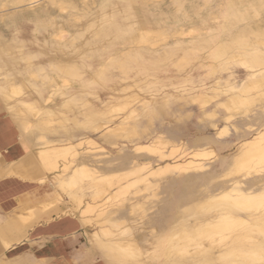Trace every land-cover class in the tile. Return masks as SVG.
<instances>
[{
  "label": "rangeland",
  "instance_id": "obj_1",
  "mask_svg": "<svg viewBox=\"0 0 264 264\" xmlns=\"http://www.w3.org/2000/svg\"><path fill=\"white\" fill-rule=\"evenodd\" d=\"M128 1L85 0V4H82L76 0L74 2L77 12L70 16L68 14L74 12L72 9L61 12L55 4L46 0L31 6L25 4L18 9L10 8L13 4L12 1L6 0L0 3V6L6 4L0 8V65L4 63L0 69H5V71H0V100L6 87L4 81L13 80L19 72L23 73L25 70L31 69L36 74L38 80L31 81L30 85L23 82L19 95L11 97L8 93L10 99L8 101L11 103H16L15 101L18 100H29L30 102L34 101V104L24 107L22 116L7 113L15 125V120L27 121L33 125L29 128L30 130L24 131L26 139L29 138L27 141L33 147V151L30 152L31 158L34 157L37 149L44 146L54 150L58 149L56 152L60 153V155H56V152L51 150V157L56 162L57 169L45 173L47 177L45 182L49 184L53 195L50 205L63 208V213L67 215L70 212L76 219H80L81 211H86V215L83 216L89 221L87 232L90 233L100 228L95 224L97 218L94 215L102 209H92L91 207H93L92 205H103L102 203L97 204L96 201L92 202L88 196L90 191L84 190L86 182L90 180V171L84 172L86 173V175L82 174L84 176L81 175V182L78 181V185L69 188L72 195H67L69 189H65L63 192L57 187V181L68 180L72 169L76 168L80 162L83 164L81 165L82 169L90 170L95 166V169L98 168L99 172L105 174L123 172L132 166L145 164L144 168L136 170V173L110 175L112 180L109 183L110 186L114 184V187H109V192H111V197L117 196V198L110 197L111 200L108 199L109 201L104 204L123 205V208L118 210V214L115 213L113 220L115 222L128 220L130 229L122 232L124 229L119 228L118 232H122L119 238L136 243L137 248L132 252H126L121 248L116 238L100 236L99 239L94 240L96 246L93 247L96 256L100 255L99 259L105 264H181V262L182 264H218L222 260L224 264H231V261L233 264H260L261 259L264 258V252L260 257L243 255L231 259L228 256H219L224 251V246L221 243L209 246V242H204L200 246L201 248L190 246L185 251L176 252L172 249L168 250V246L170 244L177 246L179 241L182 242L181 245H185L182 239L170 240L169 245L163 242L169 239L173 233L179 234L181 228L192 236L193 230L198 226L196 225L198 221L211 216L212 212L231 210L226 206L229 205L227 202L217 198L225 190L232 188L235 181L242 183L245 189L252 192L257 193L264 189V162H262L263 165L262 163L255 165L253 161L249 162L247 171H236L232 166L233 157L241 143L251 139L257 131L264 128V95L257 96V92L250 91L249 95L254 99V102L247 107H235L229 102L234 93L243 89L245 83L260 79L262 76L264 78V42L259 43L261 31L264 29V0ZM154 24L166 27L158 29V32H161L167 41L162 44L160 36L155 34V37L150 36V42L153 41V44L147 43L148 46L154 45L155 47L144 46L137 50L132 49L129 42L137 30L140 28L152 29ZM179 26L193 27L195 31L192 35L186 34L184 37H179L174 33V28ZM60 32L64 34L60 39L61 42L55 38ZM121 39L125 40L121 41ZM161 39L164 41L163 37ZM245 41L252 43V46H246ZM228 42L232 45L229 49L224 47L229 44ZM79 47L81 48L78 49ZM58 50H63L72 60L66 64L56 62L53 57L55 54L59 55ZM241 54L245 56L243 57ZM144 56H147V59ZM181 56L185 59H182ZM240 56L243 57V60L239 58ZM253 58H256V61ZM259 58H261L260 61ZM123 61L125 63L120 67V62ZM18 62H21L22 65ZM27 63L29 65L25 66ZM100 64L103 65L101 70H99ZM128 64L129 66H127ZM88 73L93 74L92 77L95 78L92 79ZM10 74L11 76H9ZM60 78L64 81V85L56 84ZM199 99L201 100L199 101ZM31 107L40 108V113L33 117ZM45 120H49V123L43 125L42 122ZM99 123H104V126L97 129ZM122 124L124 127L122 132L117 134L106 132L107 126L119 128ZM250 128H254V131ZM66 137L67 139H65ZM86 142L88 145L93 143L95 146L89 147ZM60 145L65 146L59 147ZM138 148H141L142 151H139ZM62 149H66L68 154H65L67 153L65 151L64 156ZM150 150H154L153 153ZM196 151L201 153V156L194 158L197 161L196 164L203 165L204 169L195 173L176 175L174 172L177 170L170 167L177 162L189 161L192 153ZM57 156L61 158L59 159ZM166 166L170 171L165 170ZM157 168L162 173L160 176H158L160 172L156 176L155 173H152ZM181 172L187 171L182 170ZM259 174H261L260 177L257 176ZM244 175H246V179H243ZM125 176L126 178H124ZM118 179L121 181H117ZM138 179L143 180L139 183ZM115 181L119 184H115ZM129 182L133 187L131 183V186L129 185ZM150 182H153V186ZM124 185H126V189ZM121 186L123 189L120 188ZM73 191H79L75 195L82 196L78 208L75 200L71 198L74 195ZM120 193L124 195H122L123 197L120 195L121 197L118 198ZM194 203L196 207L192 206ZM130 205H135L137 209L132 218H129L131 215ZM85 207H90L87 209L90 213L84 210ZM201 207H204V210H201ZM186 210H189V214ZM204 211L205 213H203ZM231 211L235 213L233 208ZM178 212L179 214L184 212L183 216ZM253 212L258 213V211ZM239 214L242 215V213ZM189 215L190 217L187 218L186 216ZM155 218L158 219L153 221ZM179 218L183 220L180 221ZM106 227L109 226L106 225ZM110 228L112 229V227ZM81 229L83 231L82 226ZM160 229L164 231L161 232ZM89 233H84L86 240H89L91 236ZM257 241L261 246L264 238L259 237ZM129 260L130 262H128ZM189 260L191 261L189 262Z\"/></svg>",
  "mask_w": 264,
  "mask_h": 264
},
{
  "label": "bare ground",
  "instance_id": "obj_2",
  "mask_svg": "<svg viewBox=\"0 0 264 264\" xmlns=\"http://www.w3.org/2000/svg\"><path fill=\"white\" fill-rule=\"evenodd\" d=\"M4 1H6V0H0V3H2V2H4ZM9 1H12L13 2V4H12V6L10 7L11 9H18V8H20L21 6H23V5H29V6H31V5H33V4H35V3H37V2H39V1H42V0H9ZM47 2H51V3H53V4H55V6L58 8V10L59 11H61V12H64V11H66V10H70V9H72L74 12H72V13H70V14H68V16H70L71 14H73V13H75V12H77V7H76V5H75V2L74 1H76V0H46ZM77 1H79V2H81L82 4H85V0H77ZM130 1V0H129ZM128 1V2H129ZM184 1V0H183ZM115 2V1H114ZM136 2V1H135ZM262 2V1H261ZM236 3V2H235ZM234 3V4H235ZM131 4V3H130ZM129 4V5H130ZM137 4V3H136ZM2 6H6V4L5 5H2ZM2 6H0V8L2 7ZM139 6V5H138ZM142 6V5H141ZM134 7V6H133ZM34 8V7H33ZM117 8V7H116ZM124 8V7H123ZM194 8V7H193ZM241 8V7H240ZM8 9V8H7ZM110 9V8H109ZM112 9V8H111ZM118 9V8H117ZM227 9H229V8H227ZM34 10V9H33ZM84 10V9H83ZM193 10V9H192ZM6 11V10H5ZM13 11H15V10H13ZM114 11V10H113ZM112 11V12H113ZM11 12V11H10ZM125 12V11H124ZM123 12V13H124ZM54 13V12H53ZM104 13V12H103ZM257 13V12H256ZM18 14V13H17ZM32 14V13H31ZM102 14V13H101ZM101 14H99V15H101ZM36 15V14H35ZM44 15V14H43ZM50 15V14H49ZM106 15V14H105ZM127 15V14H126ZM42 16V15H41ZM52 16V15H51ZM128 16H129V14H128ZM161 16V15H160ZM167 16V15H166ZM6 17V16H5ZM29 17V16H28ZM63 17V16H62ZM99 17V16H98ZM145 17V16H144ZM215 17V16H214ZM232 17V16H231ZM48 18H50V17H48ZM100 18V17H99ZM147 18V17H146ZM165 18V17H164ZM173 18V17H172ZM18 19V18H17ZM34 19V18H33ZM215 19H216V17H215ZM36 20V19H35ZM106 20V19H105ZM155 20V19H154ZM195 20V19H194ZM231 20V19H230ZM241 20V19H240ZM240 20H238V21H240ZM17 21V20H16ZM19 21V20H18ZM46 21V20H45ZM60 21V20H59ZM68 22H70V20H67ZM214 21V20H213ZM48 22V21H47ZM93 22V21H92ZM212 22V21H211ZM55 23V22H54ZM98 23V22H97ZM209 23V22H208ZM233 23H234V21H233ZM256 23V22H255ZM17 24V23H16ZM51 24V23H50ZM95 25V24H94ZM190 25V24H189ZM236 25V24H235ZM243 25V24H242ZM241 25V26H242ZM251 25V24H250ZM146 26V25H145ZM239 26V25H238ZM1 27V26H0ZM113 27V26H112ZM142 27V26H141ZM248 27V26H247ZM65 28V27H64ZM77 28V27H76ZM143 28V27H142ZM163 28H166L165 26H158V24H154L153 25V28L152 29H146V28H144V29H139V30H137V32H136V34L131 38V40H130V42H129V45L131 46V48L132 49H134V50H137L139 47H144V46H148L147 45V43L149 44V42H150V36H154L155 34H157L158 36H160V41H161V43L163 44L164 42H166L167 41V39L165 38V36L164 35H162L161 34V32H158L159 30L158 29H163ZM220 28V27H219ZM226 28V27H225ZM229 28V27H228ZM227 28V29H228ZM254 28V27H253ZM37 29V28H36ZM40 29V28H39ZM47 29V28H46ZM55 29V28H54ZM137 29V28H136ZM198 29V28H197ZM230 29V28H229ZM104 30V29H103ZM107 30V29H106ZM105 30V31H106ZM174 30H175V34H176V36H179V37H184V35H192L193 33H194V31H195V28H193V27H187V28H185V27H183V26H179V27H176V28H174ZM217 30H218V28H217ZM216 30V31H217ZM239 30V29H238ZM1 31V30H0ZM34 31V30H33ZM109 31V30H108ZM107 31V32H108ZM215 31V32H216ZM221 31H222V29H221ZM2 32H4V31H2ZM36 32V31H35ZM34 32V33H35ZM38 32V31H37ZM99 32V31H98ZM106 32V33H107ZM214 32V33H215ZM224 32V31H223ZM39 33V32H38ZM102 33V32H101ZM115 33V32H114ZM117 33H118V31H117ZM230 33H232V32H230ZM241 33V32H240ZM243 33V32H242ZM57 34H59V33H57ZM104 34V33H103ZM103 34H102V36H103ZM153 34V35H152ZM235 34V33H234ZM233 34V35H234ZM4 35V34H3ZM56 35V34H55ZM63 32H60V34L59 35H56L55 37H56V39L57 40H59L60 41V39L63 37ZM78 35V34H77ZM83 35V34H82ZM95 35V34H94ZM220 35V34H219ZM223 35V34H222ZM225 35V34H224ZM231 35V34H230ZM102 36H100V37H102ZM107 36V35H106ZM105 36V37H106ZM110 36H112V35H110ZM119 36V35H118ZM235 36V35H234ZM108 37V36H107ZM155 37V36H154ZM163 37V40L164 41H162V38ZM65 38V37H64ZM76 38V37H75ZM103 38V37H102ZM213 38V37H212ZM216 38H217V36H216ZM220 38V37H219ZM232 38V37H231ZM235 38V37H234ZM243 38V37H242ZM260 38V40H259V43L261 44V42H264V29L261 31V36L259 37ZM77 39V38H76ZM99 39V38H98ZM126 39H127V37H126ZM211 39V38H210ZM214 39V38H213ZM237 39H239V38H237ZM103 40V39H102ZM113 40V39H112ZM122 40H125V39H121V41ZM156 40H158V39H156ZM209 40V39H208ZM207 40V41H208ZM224 40V39H223ZM233 40V39H232ZM30 41V40H29ZM104 41V40H103ZM116 41H119V40H116ZM213 41V40H212ZM221 41V40H220ZM234 41V40H233ZM237 41V40H236ZM243 41V40H242ZM241 41V42H242ZM61 42V41H60ZM91 42V41H90ZM98 42V41H97ZM96 42V43H97ZM126 42V41H125ZM159 42V41H158ZM183 42V41H182ZM246 42V41H245ZM248 42V41H247ZM246 42V46H248V47H251L252 46V43L250 44L249 42L247 43ZM4 43H5V41H4ZM104 43V42H103ZM107 43V42H106ZM113 43V42H112ZM117 43V42H116ZM122 43V42H121ZM150 43H152L153 44V41L152 42H150ZM156 43H157V41H156ZM160 43V42H159ZM193 43V42H192ZM229 43V42H228ZM243 43V42H242ZM257 43V42H256ZM12 44V43H11ZM21 44V43H20ZM53 44V43H52ZM68 44V43H67ZM66 44V45H67ZM109 44V43H108ZM123 44V43H122ZM128 44V43H127ZM191 44V43H190ZM198 44V43H197ZM196 44V45H197ZM39 45V44H38ZM74 45V44H73ZM89 45V44H88ZM118 45V44H117ZM155 45H157V44H155ZM201 45H203V44H201ZM207 45V44H206ZM209 45V44H208ZM207 45V46H208ZM216 45V44H215ZM214 45V46H215ZM7 46V45H6ZM55 46V45H54ZM65 46V45H64ZM70 46H71V44H70ZM115 46V45H114ZM124 46V45H123ZM155 47L154 45H149L148 47ZM157 46H159V45H157ZM156 46V47H157ZM161 46V45H160ZM187 46V45H186ZM200 46V45H199ZM210 46V45H209ZM221 46V45H220ZM239 46V45H238ZM28 47V46H27ZM57 47V46H56ZM85 47H87V46H85ZM111 47V46H110ZM182 47V46H181ZM196 47H198V46H196ZM212 47V46H211ZM219 47V46H218ZM225 48H227V49H229V48H231L232 47V45H230V43L229 44H226V46H224ZM254 47V46H253ZM261 47V46H260ZM2 48V47H1ZM45 48V47H44ZM75 48V47H74ZM81 47H79L78 49H80ZM172 48V47H171ZM188 48V47H187ZM193 48V47H192ZM215 48V47H214ZM217 48V47H216ZM220 48V47H219ZM28 49V48H27ZM111 49V48H110ZM128 49V48H127ZM182 49V48H181ZM195 49V48H194ZM197 49V48H196ZM208 49V48H207ZM213 49V48H212ZM212 49H211V51H212ZM226 49V50H227ZM16 50H18V49H16ZM25 50V49H24ZM122 50V49H121ZM120 50V51H121ZM126 50V49H125ZM130 50V49H129ZM149 50H151V49H149ZM173 50V49H172ZM185 50V49H184ZM189 50H191V49H189ZM217 50V49H216ZM226 50H224V51H226ZM233 50V49H232ZM8 51H9V49H8ZM14 51V50H13ZM41 51V50H40ZM70 51V50H69ZM100 51V50H99ZM123 51H124V49H123ZM168 51V50H167ZM171 51V50H170ZM175 51V50H174ZM193 51V50H192ZM201 51V50H200ZM220 51V50H219ZM235 51V50H234ZM233 51V52H234ZM2 52V51H1ZM27 52V51H26ZM36 52V51H35ZM56 52V51H55ZM58 53H59V55H57V54H55L54 56L55 57H53V58H55L54 60L56 61V62H59L60 64H66L67 62H69L70 60H72V58L70 57V56H68L65 52H63V50L61 51V50H58L57 51ZM82 52V51H81ZM96 52H97V50H96ZM110 52V51H109ZM137 52V51H136ZM173 52V51H172ZM187 52V51H186ZM194 52V51H193ZM207 52H209V51H207ZM223 52V51H222ZM76 53V52H75ZM87 53V52H86ZM85 53V54H86ZM98 53V52H97ZM100 53V52H99ZM107 53V52H106ZM113 53V52H112ZM125 53V52H124ZM237 53H239V52H237ZM243 53V52H242ZM249 53V52H248ZM264 53V52H263ZM1 54V53H0ZM18 54V53H17ZM36 54V53H35ZM48 54V53H47ZM84 54V53H83ZM94 54V53H93ZM123 54V53H122ZM141 54V53H140ZM172 54V53H171ZM217 54V53H216ZM226 54V53H225ZM231 54V53H230ZM229 54V55H230ZM90 55V54H89ZM115 55V54H114ZM117 55V54H116ZM131 55V54H130ZM154 55V54H153ZM152 55V56H153ZM156 55H158V54H156ZM161 55V54H160ZM185 55H187V54H185ZM224 55V54H223ZM228 55V56H229ZM236 55H238V54H236ZM241 55H243V54H241ZM26 56V55H25ZM78 56V55H77ZM104 56V55H103ZM128 56V55H127ZM140 56V55H139ZM143 56V55H142ZM169 56H170V54H169ZM231 56V55H230ZM245 55H243V57H244ZM7 57V56H6ZM50 57H51V55H50ZM74 57V56H73ZM94 57V56H93ZM99 57V56H98ZM123 57V56H122ZM135 57V56H134ZM145 57V56H144ZM147 57V56H146ZM145 57V58H146ZM165 57V56H164ZM182 57V59H185L183 56H181ZM218 57V56H217ZM225 57V56H224ZM243 57H239V58H241L242 60H243ZM251 57V56H250ZM262 57V56H261ZM11 58V57H10ZM9 58V59H10ZM18 58V57H17ZM27 58V57H26ZM47 58V57H46ZM80 58V57H79ZM89 58V57H88ZM220 58H222V57H220ZM30 59V58H29ZM28 59V60H29ZM36 59H38V58H36ZM87 59V58H86ZM106 59V58H105ZM142 59H143V57H142ZM147 59V58H146ZM150 59H151V57H150ZM209 59V58H208ZM219 59V58H218ZM245 59V58H244ZM247 59V58H246ZM254 59V58H253ZM256 59V58H255ZM254 59V60H255ZM260 59L261 58H259V61H260ZM40 60V59H39ZM112 60V59H111ZM231 60H233V59H231ZM235 60V59H234ZM251 60H252V58H251ZM253 60V61H254ZM15 61H17V60H15ZM45 61V60H44ZM76 61H78V60H76ZM119 61V60H118ZM147 61V60H146ZM156 61V60H155ZM158 61V60H157ZM161 61V60H160ZM227 61H229V60H227ZM237 61V60H236ZM246 61V60H245ZM256 61V60H255ZM22 62V61H21ZM21 62H18V63H21ZM43 62V61H42ZM48 62V61H47ZM54 62V61H53ZM73 62V61H72ZM84 62V61H83ZM248 62V61H247ZM247 62H245V63H247ZM262 62V61H261ZM260 62V63H261ZM11 63V62H10ZM34 63H36V62H34ZM94 63V62H93ZM99 63V62H98ZM107 63V62H106ZM123 63H125V61H123V62H120V67H122V64ZM132 63V62H131ZM240 63V62H239ZM244 63V64H245ZM258 63V62H257ZM2 64V63H1ZM4 64V63H3ZM2 64V65H3ZM11 64H13V63H11ZM78 64V63H77ZM157 64V63H156ZM243 64V63H242ZM248 64V63H247ZM2 65H0L1 67H3ZM21 65H22V63H21ZM26 65H29L28 63L27 64H25V66ZM85 65V64H84ZM119 65V64H118ZM124 65V64H123ZM152 65V64H151ZM158 65V64H157ZM246 65V64H245ZM17 66V65H16ZM53 66V65H52ZM89 66V65H88ZM103 65H99V70H101L103 67H102ZM108 66H110V65H108ZM127 66H129V64L127 65ZM250 66H252V65H250ZM5 67H6V65H5ZM23 67V66H22ZM37 67V66H36ZM81 67V66H80ZM98 67V66H97ZM114 67V66H113ZM256 67V66H255ZM262 67V66H261ZM20 68V67H19ZM25 68V67H24ZM29 68V67H28ZM72 68V67H71ZM78 68V67H77ZM116 68V67H115ZM118 68V67H117ZM154 68V67H153ZM249 68V67H248ZM258 68V67H257ZM26 69V68H25ZM24 69V70H25ZM49 69V68H48ZM81 69V68H80ZM250 69V68H249ZM31 70V69H30ZM25 70L23 73H21V72H19L18 74H17V76H16V78H14L13 80H8V81H4L5 82V85H6V87L4 88V90H3V93H2V97H1V100H0V102H1V104H2V106L4 107V110H9V111H7V112H9L10 114H15V115H17V116H22L23 115V108L24 107H30V106H32L33 104H34V101L33 102H30L29 100L27 101V100H25V101H15L16 103H11V102H9L8 101V99H9V95H8V93H10V96L12 97V96H17V95H19V93H20V90L22 89L21 88V85L23 84V82H27L28 83V85H30V82L31 81H34V80H38V78H37V76H36V74L31 70ZM64 70V69H63ZM68 70V69H67ZM73 70V69H72ZM92 70V69H91ZM256 70V69H255ZM0 71H5V69H0ZM36 71V70H35ZM38 71V70H37ZM70 71V70H69ZM124 71V70H123ZM264 71V70H263ZM7 72V71H6ZM54 72V71H53ZM74 72H76V71H74ZM86 72V71H85ZM88 72V71H87ZM93 72V71H92ZM77 73V72H76ZM91 73V72H90ZM90 73H88V76H90L92 79H94L95 77H92L93 76V74H90ZM98 73V72H97ZM100 73V72H99ZM248 73V72H247ZM259 73V72H258ZM13 74V73H12ZM52 74V73H51ZM77 74H79V73H77ZM102 74V73H101ZM126 74V73H125ZM254 74H256V73H254ZM264 74V73H263ZM71 75V74H70ZM74 75V74H73ZM80 75H81V73H80ZM83 75V74H82ZM95 75V74H94ZM110 75V74H109ZM232 75V74H231ZM230 75V76H231ZM239 76H240V74H238ZM244 75V74H243ZM242 75V76H243ZM7 76V75H6ZM9 76H11V74L9 75ZM112 76V75H111ZM110 76V77H111ZM232 76H234V75H232ZM51 77V76H50ZM65 77V76H64ZM74 77V76H73ZM125 77V76H124ZM244 77V76H243ZM247 77V76H246ZM263 77V76H262ZM260 78V79H255V80H250V81H248L247 83H245L244 84V86H243V89H240V91L239 92H237V93H234V95H233V97H231L230 98V100H229V102H230V104L232 105V106H235V107H238V106H241V107H247V106H250V105H252V103L254 102V99L249 95V93H250V91H252V90H254L255 92H257V96H260V95H264V78ZM245 78V77H244ZM107 79V78H106ZM105 79V80H106ZM57 80V79H56ZM89 80V78L87 79V81ZM103 80V79H102ZM18 81H19V83H18ZM40 81V80H39ZM38 81V82H39ZM83 81V80H82ZM104 81V80H103ZM102 81V82H103ZM49 82V81H48ZM47 82V83H48ZM81 82V81H80ZM84 82V81H83ZM86 82V81H85ZM245 82V81H244ZM36 83V82H35ZM43 83V82H42ZM41 83V84H42ZM64 83V81H62L61 80V78L56 82V84L57 85H61V84H63ZM241 83V82H240ZM50 84V83H49ZM82 84V83H81ZM234 84V83H233ZM43 85V84H42ZM46 85V84H45ZM64 85V84H63ZM66 85V84H65ZM44 86V85H43ZM49 86V85H48ZM85 87V86H84ZM234 87V86H233ZM238 87V86H237ZM237 87H236V89H237ZM3 88V87H2ZM39 88H41V87H39ZM47 88V87H46ZM53 89V88H52ZM56 89V88H55ZM81 89V88H80ZM89 89V88H88ZM87 89V90H88ZM253 91V92H254ZM40 92V91H39ZM53 92V91H52ZM47 93H49V92H47ZM50 96V95H49ZM52 96H53V93H52ZM43 97V96H42ZM47 97V96H46ZM48 98V97H47ZM51 98V97H50ZM261 98V97H260ZM10 100V99H9ZM49 100V99H48ZM201 99H199V101H200ZM206 100V99H205ZM263 100V99H262ZM43 101H44V99H43ZM257 101V100H256ZM262 103H263V101H261ZM260 102V103H261ZM42 103V102H41ZM160 103V102H159ZM198 103V102H197ZM44 104V103H43ZM150 104V103H149ZM123 106L124 105H126V104H122ZM121 105V106H122ZM42 106V105H41ZM45 106H47V105H45ZM128 106V105H127ZM152 106H153V104H152ZM31 109V113H32V116L33 117H35V116H37L39 113H40V111H41V109L40 108H30ZM122 109V108H121ZM147 109V108H146ZM149 109H150V107H149ZM148 109V110H149ZM93 110V109H92ZM30 111V110H29ZM123 111H125V110H123ZM130 112V111H129ZM153 112V111H152ZM151 112V113H152ZM155 112V111H154ZM30 113V114H31ZM131 113V112H130ZM144 113V112H143ZM147 113H149V112H147ZM244 113H245V111H244ZM96 114V113H95ZM43 116V115H42ZM93 116V115H92ZM143 116V115H142ZM141 116V117H142ZM147 116H149V115H147ZM46 117V116H45ZM53 118V117H52ZM88 118V117H87ZM91 118V117H90ZM94 118H95V116H94ZM147 118V117H146ZM42 119V118H41ZM143 119V118H142ZM145 119V118H144ZM143 119V120H144ZM227 118H225V120H226ZM37 120V119H36ZM101 120H103V119H101ZM100 120V121H101ZM147 120H148V118H147ZM29 121V120H28ZM31 121V120H30ZM92 121H94V120H92ZM149 121V120H148ZM227 121H228V119H227ZM226 121V122H227ZM15 123H16V127H17V129H18V132H19V135L22 137V141H23V143H24V145H25V147L26 148H24V149H28V150H31V151H33V147L31 146V144L29 143V141H27V139H29V138H27L26 139V137H25V135L26 134H24L25 132L24 131H27L29 128H31L33 125L32 124H29V122L27 123V121L25 122V121H22V120H15L14 121ZM137 122V121H136ZM47 123H49V120H45L44 122H42V124L43 125H46ZM130 123V122H129ZM139 123V122H138ZM137 123V124H138ZM145 123V122H144ZM259 123V122H258ZM35 124V123H34ZM54 124V123H53ZM100 124V123H99ZM141 124V123H140ZM36 125V124H35ZM106 125V124H105ZM135 125V124H134ZM49 126V125H48ZM102 126H104V123L103 124H100V125H98V127H97V129H99L100 127H102ZM137 126V125H136ZM145 126V125H144ZM143 126V127H144ZM263 126V125H262ZM142 127V128H143ZM142 128H139V129H141L142 130ZM260 128V127H259ZM65 129V128H64ZM137 129V128H136ZM251 130H253L254 131V128H250ZM30 130V129H29ZM106 132L107 133H114V134H117V133H119V132H122L123 130H124V127H123V124L122 125H120V127L118 128V127H109V126H107L106 127ZM128 130V129H127ZM126 130V131H127ZM222 130V129H221ZM224 130H225V128H224ZM223 130V131H224ZM40 131V130H39ZM222 131V132H223ZM252 131V132H253ZM125 132V131H124ZM135 132V131H134ZM249 132V131H248ZM256 132V131H255ZM7 134V133H6ZM135 134V133H134ZM140 134V133H139ZM223 134V133H222ZM33 135V134H32ZM131 135H132V133H131ZM6 139H8V135H6ZM40 138V137H39ZM142 138V137H141ZM65 139H67V137L65 138ZM102 139V138H101ZM112 140V139H111ZM106 141V140H105ZM21 142V141H20ZM69 142V141H68ZM85 142V141H84ZM87 142H90V141H87ZM86 142V143H87ZM22 143V144H23ZM112 143V142H111ZM19 144V143H18ZM21 144V145H22ZM45 145H47L48 143H44ZM81 144V143H80ZM80 144H78V145H80ZM160 144V143H159ZM203 144V143H202ZM205 144V143H204ZM203 144V145H204ZM20 145V144H19ZM57 145H59V144H57ZM166 145V144H165ZM195 145V144H194ZM206 145V144H205ZM41 146V145H40ZM64 147L65 145H60L59 147ZM87 146H89V147H91V146H95L93 143H91L90 145H88V143H87ZM159 146V145H158ZM200 146H201V144H200ZM22 147H23V145H22ZM21 147V148H22ZM163 147V146H162ZM67 148H69V147H67ZM71 148V147H70ZM74 148V147H73ZM159 148H160V146H159ZM23 149V148H22ZM145 149V148H144ZM51 150H54V149H51V148H47V147H43V148H40V149H37V151L34 153L35 155H34V157H35V160H36V163H37V165L42 169V171H43V174L45 175V173H46V171H53V170H55V169H57V166H56V162L53 160V157H51V153L50 152H52ZM57 151H58V149H56ZM56 150H54L53 152H56ZM59 150H61V149H59ZM64 152H63V154L65 153V151H67L66 149L64 150V149H62ZM138 150L139 151H142L141 150V148H138ZM203 150V149H202ZM201 150V151H202ZM237 150V149H236ZM23 151V150H22ZM71 151H72V148H71ZM74 151V150H73ZM154 151V150H153ZM153 151H151L150 150V152H152L153 153ZM61 152V151H60ZM148 152V151H147ZM171 152H173V151H171ZM236 152V151H235ZM75 153V152H74ZM73 153V154H74ZM151 153V154H152ZM175 153V152H174ZM62 154V153H61ZM63 154H62V157H64L65 156V154H68V151H67V153H65L64 154V156H63ZM157 154V153H156ZM173 154V153H172ZM56 155H60V153L59 154H57V152H56ZM77 155V154H76ZM160 156H162V155H160ZM198 156H201V153H198L197 151L196 152H194V153H192V157L190 158V160L189 161H186V160H184V161H182V162H177V163H175V165L174 166H171L170 168H172L173 170H177V172H174V173H176V175H184V174H190V173H195V172H198V171H202L204 168V166L203 165H201V164H196V159H194L195 157H197L198 158ZM74 157V156H73ZM73 157H71V158H73ZM55 158V157H54ZM57 158H61L60 156H57ZM66 158V157H65ZM65 158H63V159H65ZM76 158V157H75ZM56 159V158H55ZM70 159V158H69ZM62 160V159H61ZM112 160H114V159H112ZM232 160V159H231ZM65 161V160H64ZM116 161V160H115ZM251 161H253V162H255V165H257V164H260V163H262V162H264V128H262L261 130H259V131H257L254 135H253V137L251 138V139H249V140H246V141H243V143H241V145L238 147V150H237V152H236V154H235V156L233 157V164H232V166H234L235 167V170L236 171H241V170H244V171H247V169H249V166H248V163L249 162H251ZM117 162V161H116ZM120 162V161H119ZM257 162V163H256ZM254 164V163H253ZM59 165V164H58ZM81 165H83L82 164V162H80L79 164H78V166H76V168H73L72 169V172H71V174H70V177H69V179L68 180H59V181H57V187H59L63 192L65 191V189H69L71 186H74V185H76L77 183H78V181L79 182H81V178L80 177H82V176H84V175H82L84 172H88V171H90V180L88 181V182H86V184H85V188H84V190H88V191H90L89 192V194H88V196H89V199L93 202V201H96V202H98L97 204H99V203H102L103 205H92L93 207H91L92 209H97V208H102L101 210H99L98 211V213H96V215H94L95 216V218H97V220L95 221V224L98 226L99 225V227L100 228H98V229H96V230H94V231H92V232H87V230H88V223H89V221H88V219L87 218H85L83 215H86L85 213H86V211H81V213H79L80 215H81V217H80V215H79V217H80V219H78L79 220V222H80V225L83 227V230L85 231V233H89L91 236L89 237V239H90V241H94V240H96V239H99L100 238V236H105V237H110V238H116V241L120 244V246H121V248L122 249H124L126 252H132L133 250H135L136 248H137V245H136V243H132V242H129V241H126L124 238H119V236H121V234H122V232H126V231H128L130 228H128V220L127 221H122V222H115L114 220H113V218H114V216L116 215L115 213H117L118 212V210H120V208H123V205H115V206H111V205H104L107 201H109L108 199H110V197H111V192H109L110 190H109V187H111L112 186V188L114 187L112 184H111V186H110V183H111V180H112V177H110V175H117V174H121V173H128V172H132V173H136V170L138 171V170H142L144 167V165L145 164H143L142 166H132L130 169H126L127 171H123V172H121V171H117V172H111V173H101V172H99L97 169H95L94 167H91L90 168V170L89 169H82V167H81ZM183 165H188L189 167H184ZM254 165V166H255ZM262 165H263V163H262ZM69 166V165H68ZM116 166V165H115ZM183 166V167H182ZM70 167V166H69ZM108 167V166H107ZM258 167V166H257ZM68 168V167H67ZM101 168V167H100ZM104 168V167H103ZM169 169V167L168 166H166L165 167V170L166 169ZM167 169V170H168ZM65 170V169H64ZM100 170V169H99ZM108 170V169H107ZM124 170V169H123ZM160 169L159 168H157V169H154L153 170V172L152 173H155V176H156V174H159L158 172H160V174L158 175V176H160L162 173H161V171H159ZM172 170V171H173ZM182 170H184V171H187V172H181ZM168 171H170V170H168ZM260 171V170H259ZM55 174H57V173H55ZM59 174V173H58ZM85 175H86V173H84ZM165 174H166V172H165ZM247 174V173H246ZM51 175V174H50ZM49 175V176H50ZM82 175V176H81ZM154 175V174H153ZM131 176H134V175H131ZM157 176V177H158ZM257 176H261V174H259V175H257ZM111 179H110V178ZM127 177H128V174H127ZM145 177V176H144ZM181 177V176H180ZM258 177V178H259ZM80 180H79V179ZM124 178H126V176L124 177ZM146 178V177H145ZM247 177H246V175H244V178L243 179H246ZM50 179V178H49ZM56 179V178H55ZM120 179V178H119ZM117 180V181H121V180ZM212 179V178H211ZM210 179V181H212ZM240 179V178H239ZM141 180H143V179H138V182L139 181H141ZM131 181V180H130ZM209 181V182H210ZM213 181H214V179H213ZM237 181H240V180H237ZM256 181V180H255ZM110 182V183H109ZM116 182V181H115ZM119 182H116L115 184H119ZM136 183V184H139V183ZM142 182V181H141ZM157 182V181H156ZM208 182V183H209ZM252 183H254L253 181H251ZM130 183L131 182H129V185H130ZM211 183V182H210ZM215 183V182H214ZM247 183V182H246ZM80 184V183H79ZM136 184H134V185H136ZM150 184H152L151 186H153V182L151 183L150 182ZM78 185V184H77ZM127 185V184H126ZM126 185H124V188H125V186ZM131 185H132V183H131ZM130 185V186H131ZM215 185V184H214ZM150 186V185H149ZM244 185L242 184V183H239V182H236L235 181V183H234V185H233V187L232 188H230L229 190H225V192H223V193H221L219 196H218V194H217V196H218V200H222V201H225V202H227L229 205H226L228 208H231V210H232V208L235 210V213H233L231 210H227V211H224V212H212V215L211 216H208V217H205L203 220H201V221H198L197 223H196V225H198L197 226V228H195L194 230H193V235L191 236V234L189 235V234H187L186 233V231L184 230V229H182L181 228V230L179 231V234H181V235H179V234H177L176 232L175 233H173V235L169 238V239H167L166 241H164L163 243L164 244H166V243H168V245H169V241L170 240H173V239H182L183 240V243L185 244V245H181V243H180V241H179V243H178V245L177 246H174V245H169L168 246V250L169 249H172V250H175L176 252H182V251H185L187 248H189L190 246H194V248H201L200 246L202 245V243H204V242H209V246H212L214 243H221L223 246H224V251H223V253H220V255L219 256H221V257H226V256H228V257H230L231 259H234V258H238V257H240V256H243V255H253V256H255V257H260L261 255H262V252H264V242L261 244V246L259 245V243H258V241H257V239L259 238V237H262V238H264V189H262L261 191L259 190V192H252V191H249V190H247V188L245 189L244 187H243ZM260 186H261V184H260ZM123 186H121L120 188L121 189H123L122 188ZM132 187H133V185H132ZM220 187V186H219ZM58 188V189H59ZM128 188H131V187H128ZM221 188V187H220ZM223 188V187H222ZM227 188V187H226ZM59 189V190H60ZM126 189V188H125ZM250 189V188H249ZM254 189V188H253ZM258 189V188H257ZM70 190L71 189H69V193H67V195H72L71 193H70ZM81 190V189H80ZM256 190V189H255ZM87 191V192H88ZM117 191V190H116ZM123 193H125L123 190H121ZM74 192V191H73ZM72 192V193H73ZM78 193H79V191H77ZM76 191L74 192V195H75V193H77ZM114 192V191H113ZM119 192V191H118ZM127 192H128V189H127ZM77 193V194H78ZM82 193H84V192H82ZM116 193V192H115ZM113 194V193H112ZM71 196V198L73 199V200H75L74 202H76L77 203V208L80 206L79 204H80V201L82 200L81 198H82V196ZM84 195V194H83ZM117 195V194H116ZM121 195V193L118 195V198H119V196ZM122 195H124V194H122ZM121 195V196H122ZM126 195V194H125ZM113 196H114V194H113ZM120 196V197H121ZM209 196V195H208ZM214 196H216V195H214ZM67 197H69V196H67ZM115 197V196H114ZM114 197H111V198H113L114 199ZM123 197V196H122ZM207 197V196H206ZM210 197V196H209ZM209 197H208V199H209ZM213 197V196H212ZM65 198V197H64ZM115 198H117V196L115 197ZM211 198V197H210ZM71 199V200H72ZM112 199V200H113ZM207 199V198H206ZM60 200V199H59ZM111 200V199H110ZM198 200H199V198H198ZM215 200V199H214ZM91 202V203H92ZM203 202V201H202ZM206 202V201H205ZM209 202V201H208ZM210 202H211V200H210ZM212 202H213V200H212ZM75 203V204H76ZM89 203V202H88ZM52 204V203H51ZM203 204H205V203H203ZM50 205V204H49ZM196 204L194 203V205H192V206H195ZM45 206V205H44ZM46 206H48V205H46ZM219 206V205H218ZM222 206H223V204H222ZM112 207H116V208H112ZM196 207V206H195ZM195 207H194V209H195ZM214 207V206H213ZM44 208V207H43ZM205 208H207V207H205ZM83 209V208H82ZM87 209H90V207H85V209L84 210H87ZM92 209H91V211H92ZM162 209V208H161ZM222 209V208H221ZM76 210V209H75ZM136 206L135 205H130V211H131V215H130V217L129 218H132V215L133 214H135L136 213ZM190 210V209H189ZM188 210V211H189ZM192 210V209H191ZM201 210H204V207H201ZM200 210V211H201ZM219 210V209H218ZM223 210V209H222ZM221 210V211H222ZM76 211H78V210H76ZM88 211V210H87ZM144 211H145V209H144ZM160 211H162V210H160ZM160 211H158L159 212V214H160ZM187 210H186V212H188ZM253 211H258V213L256 214V213H254ZM89 213H90V211H88ZM87 212V214H89ZM180 212V211H179ZM179 212H178V214H179ZM192 212V214H193V210L191 211ZM184 213V212H183ZM182 212H181V214H179V215H182L183 214ZM196 213V212H195ZM203 213H205V211L203 212ZM239 213H242V215H240ZM78 214V213H77ZM118 214V213H117ZM188 214H189V212H188ZM191 214V213H190ZM67 215L68 216H70V217H72L73 219H74V217L70 214V212L69 213H67ZM91 215V214H90ZM200 215V214H199ZM257 216V217H254V216ZM170 216V215H169ZM177 216V215H176ZM175 216V217H176ZM183 216V215H182ZM185 216V215H184ZM196 216V215H195ZM201 216V215H200ZM77 217V216H76ZM168 217V216H167ZM180 217V216H179ZM187 218L188 217H190V215L189 216H186ZM197 217V216H196ZM203 217V216H202ZM158 218H159V216H158ZM157 218V219H158ZM161 218V217H160ZM174 218V217H173ZM172 218V219H173ZM177 218V217H176ZM183 218H185V217H183ZM76 219V218H75ZM93 219V220H94ZM115 219H116V217H115ZM156 218L155 219H153V221L154 220H157ZM180 219V218H179ZM182 219V218H181ZM181 219H180V221H181ZM150 220V219H149ZM164 220H166V219H164ZM174 220V219H173ZM178 220V219H177ZM183 220V219H182ZM185 220V219H184ZM195 220V219H194ZM152 221V220H151ZM160 221H162V220H160ZM159 221V222H160ZM169 222V221H168ZM170 223H172V222H170ZM176 223V222H175ZM181 223V222H180ZM95 224H94V226H95ZM153 224V223H152ZM167 224V223H166ZM177 224V223H176ZM175 224V225H176ZM106 225H108L109 227H106ZM122 225V226H121ZM151 225V224H150ZM159 225V224H158ZM178 225V224H177ZM176 225V226H177ZM184 225V224H183ZM183 225H182V227H183ZM195 225V226H196ZM148 226V225H147ZM152 226V225H151ZM160 226V225H159ZM164 226H165V224H164ZM187 226V225H186ZM190 226V225H189ZM110 227H112V229L110 228ZM157 227V226H156ZM172 227H173V224H172ZM185 227V226H184ZM115 229V231H113L114 229ZM119 228H122V229H124L122 232L120 231V232H118L119 231ZM187 228H190V227H187ZM158 229V228H157ZM166 229V228H165ZM170 229V228H169ZM175 229V228H174ZM135 230H137V229H135ZM159 230V229H158ZM160 231H161V229H160ZM162 231H164V230H162ZM161 231V232H162ZM167 231V230H166ZM189 231V230H188ZM158 232V231H157ZM174 232V231H173ZM190 232V231H189ZM129 233V232H128ZM137 233V232H136ZM165 233V232H164ZM127 234V233H126ZM141 234V233H140ZM160 234H162L163 235V233H160ZM165 235V234H164ZM128 237V236H127ZM155 237V236H154ZM126 238V237H125ZM156 238V237H155ZM159 238V237H158ZM164 238V237H163ZM167 238V237H166ZM132 239V238H131ZM141 239V238H140ZM161 239V238H160ZM141 240H143V239H141ZM145 240V239H144ZM143 240V241H144ZM150 240V239H149ZM100 241V240H99ZM158 241V240H157ZM162 241V240H161ZM151 242V241H150ZM159 242V241H158ZM173 243V242H172ZM161 244V243H160ZM103 245V244H102ZM147 245V244H146ZM95 246H96V244H95ZM94 246V247H95ZM104 246V245H103ZM149 246V245H148ZM152 246V245H151ZM160 246V245H159ZM199 246V247H198ZM102 247V246H101ZM98 248V247H97ZM108 248V247H107ZM106 248V249H107ZM205 248V247H204ZM93 249V248H92ZM100 250V249H99ZM164 250V249H163ZM111 251V250H110ZM110 251H108L109 253H110ZM115 251V250H114ZM154 251V250H153ZM152 251V252H153ZM159 251V250H158ZM150 252V251H149ZM143 253V252H142ZM156 253V252H155ZM209 253V252H208ZM214 253V252H213ZM111 254V253H110ZM165 254V253H164ZM151 255V254H150ZM109 256V255H108ZM111 256V255H110ZM206 256H208V255H206ZM205 256V257H206ZM125 257V256H124ZM205 257H203V258H205ZM109 258V257H108ZM111 258V257H110ZM198 258V257H197ZM212 258V257H211ZM136 259V258H135ZM138 259H139V257H138ZM118 260V259H117ZM119 260H121V259H119ZM185 260V259H184ZM194 260H195V258H194ZM208 261H210L209 259H207ZM222 260V259H221ZM161 261V260H160ZM173 261V260H172ZM181 261V260H180ZM179 261V262H180ZM191 260H189V262H190ZM196 261V260H195ZM206 261V260H205ZM223 261V260H222ZM222 261H220L218 264H224ZM128 262H130V260L128 261ZM131 262H132V260H131ZM138 262V261H137ZM178 262V261H177ZM187 262V261H186ZM114 263V262H113ZM147 263V262H146ZM150 263V262H149ZM152 263V262H151ZM195 263V262H194ZM231 264H233V261H231L230 262ZM130 264V263H129ZM136 264V263H135ZM159 264V263H158ZM168 264V263H167ZM181 264H182V262H181ZM190 264V263H189ZM212 264V263H211Z\"/></svg>",
  "mask_w": 264,
  "mask_h": 264
},
{
  "label": "crops",
  "instance_id": "obj_3",
  "mask_svg": "<svg viewBox=\"0 0 264 264\" xmlns=\"http://www.w3.org/2000/svg\"><path fill=\"white\" fill-rule=\"evenodd\" d=\"M22 143L0 102V264H105L79 220L49 205L47 177Z\"/></svg>",
  "mask_w": 264,
  "mask_h": 264
},
{
  "label": "snow or ice",
  "instance_id": "obj_4",
  "mask_svg": "<svg viewBox=\"0 0 264 264\" xmlns=\"http://www.w3.org/2000/svg\"><path fill=\"white\" fill-rule=\"evenodd\" d=\"M260 264H264V258L261 259Z\"/></svg>",
  "mask_w": 264,
  "mask_h": 264
}]
</instances>
